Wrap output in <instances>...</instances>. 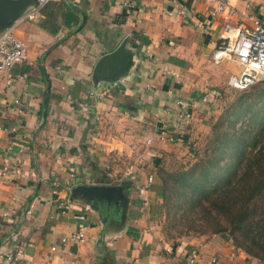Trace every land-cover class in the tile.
<instances>
[{"label":"crops","instance_id":"obj_1","mask_svg":"<svg viewBox=\"0 0 264 264\" xmlns=\"http://www.w3.org/2000/svg\"><path fill=\"white\" fill-rule=\"evenodd\" d=\"M122 1L56 0L22 18L31 5L12 24L27 57L11 69V85L0 73V264H185L193 251L197 264H263L217 234L173 244L150 205L168 143L189 142L196 115L240 71L233 59H213L224 23L249 25L245 5L260 16L264 0H228L230 12L213 19L207 0H129V14ZM120 45L130 63L97 81L95 64ZM101 86L103 98L89 95ZM178 99L191 106L180 136ZM161 127L178 139H159ZM4 162L18 170L1 175ZM120 183L122 206L71 198L77 184ZM82 225V242H61ZM8 252L17 259L6 262Z\"/></svg>","mask_w":264,"mask_h":264},{"label":"trees","instance_id":"obj_2","mask_svg":"<svg viewBox=\"0 0 264 264\" xmlns=\"http://www.w3.org/2000/svg\"><path fill=\"white\" fill-rule=\"evenodd\" d=\"M262 106L238 104L235 119L221 131L212 126L207 148L190 165L158 167L161 191L156 212L162 210V229L173 244L190 233L210 232L208 236L217 234L264 264ZM241 117L245 121L236 127Z\"/></svg>","mask_w":264,"mask_h":264},{"label":"built area","instance_id":"obj_3","mask_svg":"<svg viewBox=\"0 0 264 264\" xmlns=\"http://www.w3.org/2000/svg\"><path fill=\"white\" fill-rule=\"evenodd\" d=\"M53 1L56 0H37L35 6L31 7L22 18H27L28 20L35 19L40 14L41 8L46 3ZM207 2L210 4L207 11L212 19L221 13H225L227 10L230 12L228 0H207ZM122 5L125 13L129 14L132 3L129 0H123ZM244 12L243 15L246 16L249 25H246L244 22L232 24L226 21L223 25L220 42L213 52V59L215 61L230 58L238 63L240 71L228 77L227 85L239 90L247 89L256 82L264 80V12L260 16L250 14L249 4L245 5ZM168 14L171 15L172 12H168ZM179 14L185 16L183 10L179 11ZM225 19H228V14H226ZM26 57L27 43L18 37L13 31V25H11L0 35V73L3 74V82L5 85L12 84L13 78L11 69L15 65L24 62ZM105 94L106 88L103 86L89 91V95L95 98H103ZM10 106L19 113L23 111V106L19 97L12 99ZM190 109V102L184 99H178L176 101L175 116L178 123L179 136L183 135L182 133L187 129L191 112ZM157 137L161 140L170 141L178 139V137L174 138L164 127L158 130ZM145 142L149 145L151 138L147 139ZM8 169L16 171L18 170V166L10 162H4L1 175H5ZM152 180V175H149L144 187L147 188L152 183ZM26 215L27 218L30 219L32 212L28 210ZM79 218H82V216H79ZM86 229V225L80 226L77 230L64 235L61 238V242L64 244L82 242L85 238ZM51 249L55 250V247H51ZM17 255L16 253L8 252L5 256V261L12 262L17 259ZM196 260L197 252L193 251L185 264H197ZM213 261H216V259H213Z\"/></svg>","mask_w":264,"mask_h":264},{"label":"rangeland","instance_id":"obj_4","mask_svg":"<svg viewBox=\"0 0 264 264\" xmlns=\"http://www.w3.org/2000/svg\"><path fill=\"white\" fill-rule=\"evenodd\" d=\"M216 92L214 97L208 100V106L196 115V124L190 136L192 137L191 140L189 142L187 140L184 141V145L172 146L173 144L168 143V148L163 151L162 161L158 167L175 170L190 165L196 160L197 153L202 154L204 149L207 148L212 138V126H220L221 131L227 126L229 121L235 119L236 114L234 112L238 110V104L242 106L253 104L254 108L260 107L263 104L262 108H264V81L260 80L245 90L234 89L225 84L224 87L218 89ZM244 118L246 117L239 118L235 126L238 127L242 120L245 121ZM159 205V201H154L150 205L151 219L160 227L162 236L166 240H169L162 229V222L164 220L162 210L156 212V207ZM208 234L210 232L204 235L190 233L188 236L180 237L178 241L192 237H207Z\"/></svg>","mask_w":264,"mask_h":264},{"label":"water","instance_id":"obj_5","mask_svg":"<svg viewBox=\"0 0 264 264\" xmlns=\"http://www.w3.org/2000/svg\"><path fill=\"white\" fill-rule=\"evenodd\" d=\"M37 0H0V32L10 27L23 14L24 10L35 5ZM132 53L120 45L112 52L103 55L95 64L94 77L98 81L102 74H110L127 67ZM126 183L120 184H77L71 189V198L81 196L89 202L115 203L124 205Z\"/></svg>","mask_w":264,"mask_h":264}]
</instances>
